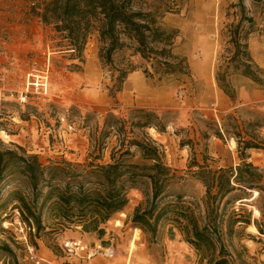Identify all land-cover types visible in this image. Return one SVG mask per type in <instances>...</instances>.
I'll return each instance as SVG.
<instances>
[{
    "label": "rangeland",
    "instance_id": "374dc122",
    "mask_svg": "<svg viewBox=\"0 0 264 264\" xmlns=\"http://www.w3.org/2000/svg\"><path fill=\"white\" fill-rule=\"evenodd\" d=\"M36 1L0 0V141L14 149L20 146L27 154H37L43 165L61 159L86 164L92 158L88 132L95 126L100 128L107 112L127 118L132 109L153 110L163 117L166 128L164 132L147 128L146 132L161 145L165 162L173 172L169 185L172 195L160 205L173 202L178 194L182 205L189 206L200 219L204 217L205 188L192 174L195 168L190 169L189 163L194 159L212 168L235 167L240 162L236 145L230 143L228 135L224 139L215 137V124L227 114L233 116L239 128L264 117V85L244 77L234 78L237 94L233 102L214 80L217 55L226 48L230 25L241 17L253 20L252 25L244 20L242 28L252 30L247 37L249 50L262 63L264 0H135V6L164 13L160 23L176 31L173 51L186 58L189 75L146 77L142 68H137L127 74L122 90L114 98L107 90L112 84L110 71L98 59L97 34L93 32L87 39L81 59L71 56L69 50H58L57 33L44 25L31 8ZM128 54V50L117 52L113 56L116 66L124 64ZM131 59L138 66L145 65L137 56ZM204 59L208 60L207 68L201 65ZM260 68L264 73V67ZM84 114H89L85 123L80 117ZM254 130L258 139H264V126ZM110 141L115 143L114 138ZM111 143L103 150V161L108 159ZM135 154L134 159L138 158ZM248 154L247 161L264 173V150L251 149ZM1 186L0 245L7 243L19 264H31L27 245H33L35 254L50 264H73V257L60 247L65 238L73 237H81L87 244L101 241L115 247L113 258H96V264L206 263V252L185 242L180 227L171 220V211L159 222L153 237L133 225L131 217L136 206H146V197L138 189L128 191L126 206L103 224L104 234L98 238L95 233H81L80 227L61 230L48 207L42 212L45 227L35 235L34 229L21 222L8 196L16 187L24 193L27 190L12 178ZM234 194L250 198L235 200ZM233 195L218 204L212 234L219 238L230 263L264 264V235L253 224L232 223L230 219L235 213L250 216L251 221L261 220L264 213L259 209L264 211V194L260 196L254 190ZM38 241L53 260L39 253ZM12 262L13 258L0 249V264Z\"/></svg>",
    "mask_w": 264,
    "mask_h": 264
},
{
    "label": "trees",
    "instance_id": "16d2710c",
    "mask_svg": "<svg viewBox=\"0 0 264 264\" xmlns=\"http://www.w3.org/2000/svg\"><path fill=\"white\" fill-rule=\"evenodd\" d=\"M31 8L44 25L57 33L58 50H69L74 58H82L87 39L93 32L97 34L98 59L102 67L108 68L112 80L107 87L111 98L122 90L127 74L137 68H142L146 77L189 75L186 58L173 51L176 31L161 25L164 13L158 14L155 8L135 6V0H37ZM244 20L252 25L251 17H241L236 24L230 25L226 48L218 53L214 68L217 87L233 102L237 94L234 78L244 77L264 85V73L252 58L247 42L252 30H243ZM123 50L129 51L126 62L116 66L113 56ZM135 56L145 62L143 67L133 62L131 58ZM80 117L85 123L89 114ZM228 120L233 121L229 123ZM221 121L215 124L214 136L232 138L240 162L235 167L212 168L191 160L188 166L195 168L192 174L205 188L206 213L201 219L189 206L179 202L181 196L178 194L173 202L160 205L172 195L169 185L173 172L165 162L161 145L146 129L164 132L166 122L157 112L142 108L130 110L127 118L107 112L100 128L95 126L88 132L92 158L86 164L61 159L43 165L37 154H27L16 145L18 151L0 141V195L2 183L9 178L27 190L24 193L16 187L8 196L13 199V208L18 210L21 222L34 229L35 235L45 227L42 212L48 207L61 230L74 231L80 227L81 233H95L100 238L104 234L103 224L126 206L128 191L138 189L146 197V206L143 209L136 206L131 217L135 227L153 237L159 222L171 211V220L180 227L185 242L197 251L206 252L205 264H235L230 263L219 238L212 234L218 218L216 208L224 197L236 191L247 194L255 190L260 196L264 194V173L247 161L249 150H264V139H258L254 130L256 126H264V117L243 123L240 128L231 114ZM109 143L108 159L103 161V150ZM135 151L138 153L136 159ZM234 197L235 200L250 198L235 194ZM230 219L232 223L253 224L257 232L264 235V214L261 220L251 221L250 216L235 213ZM67 239L81 240V237L64 240ZM32 243L36 244L33 239ZM0 249L13 258L12 264H19L7 243L1 244Z\"/></svg>",
    "mask_w": 264,
    "mask_h": 264
},
{
    "label": "built area",
    "instance_id": "2783aa9c",
    "mask_svg": "<svg viewBox=\"0 0 264 264\" xmlns=\"http://www.w3.org/2000/svg\"><path fill=\"white\" fill-rule=\"evenodd\" d=\"M62 248L67 255L78 260L75 264H93V260L96 258L111 259L116 251L112 244L106 245L100 241L87 244L80 239L64 240ZM27 251L31 264H50L49 261L35 254L33 245H27Z\"/></svg>",
    "mask_w": 264,
    "mask_h": 264
},
{
    "label": "crops",
    "instance_id": "0c3cea01",
    "mask_svg": "<svg viewBox=\"0 0 264 264\" xmlns=\"http://www.w3.org/2000/svg\"><path fill=\"white\" fill-rule=\"evenodd\" d=\"M251 55H252V58L254 59V61H256V63L258 62L256 60V58L254 57L253 53L251 52ZM201 65H204V68H207L208 67V60L207 59H204L203 62H201ZM201 65H198V66H201ZM258 65L260 67H264V58H262V63H260V61L258 62ZM37 245H38V251L39 253L41 254H45L47 257L51 258L52 257L47 253V251L45 250L46 247L43 245V243H41L40 241L37 242ZM53 260V259H52ZM96 259L93 260V264H96L97 262L95 261ZM76 262H78L77 259L73 258V264H75ZM99 263V262H98ZM101 263V262H100ZM99 263V264H100ZM61 264H67V263H61Z\"/></svg>",
    "mask_w": 264,
    "mask_h": 264
},
{
    "label": "bare ground",
    "instance_id": "6f19581e",
    "mask_svg": "<svg viewBox=\"0 0 264 264\" xmlns=\"http://www.w3.org/2000/svg\"><path fill=\"white\" fill-rule=\"evenodd\" d=\"M230 143L232 144V145H234L235 144V142H234V140L232 139L231 141H230ZM233 147V146H232ZM255 212L257 213V211L255 210Z\"/></svg>",
    "mask_w": 264,
    "mask_h": 264
}]
</instances>
